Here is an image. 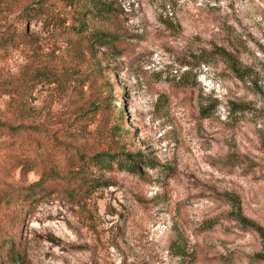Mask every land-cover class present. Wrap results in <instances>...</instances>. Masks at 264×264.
<instances>
[{"label": "rangeland", "instance_id": "obj_1", "mask_svg": "<svg viewBox=\"0 0 264 264\" xmlns=\"http://www.w3.org/2000/svg\"><path fill=\"white\" fill-rule=\"evenodd\" d=\"M105 1L80 35L61 0H0V82L38 67L54 79L0 94V120L34 127L0 133V186L40 177L20 160L58 175L34 202L0 207L23 254L9 261L4 243L0 264H264L247 225L264 230V0ZM91 33L114 38L92 42L94 58L76 47ZM96 98L107 107L82 115ZM115 125L139 171L90 167L104 183L70 193L72 148L104 147Z\"/></svg>", "mask_w": 264, "mask_h": 264}, {"label": "trees", "instance_id": "obj_2", "mask_svg": "<svg viewBox=\"0 0 264 264\" xmlns=\"http://www.w3.org/2000/svg\"><path fill=\"white\" fill-rule=\"evenodd\" d=\"M61 1L67 7H73L74 13L79 15V20H81V24L76 29V32L80 35L85 34V32H83L85 24L82 21V18L86 17L89 13H93V11L101 15L106 14L110 11V5L106 3L105 0ZM89 4L90 8H88ZM30 10L39 12L40 14L50 13L49 11H46L44 6L42 5L37 6L36 8H32ZM113 39V36L108 34L91 33V38L87 39L86 44H81L80 42H78V45L76 46L77 52L81 55L90 52L91 58H94L91 43L95 41L99 44L112 45ZM224 55L225 57H227L226 54ZM229 62L230 61L228 60V63ZM93 63H95V60H93ZM97 68L99 67H95V69ZM232 69L235 71L236 75L239 76V74H237L239 73V70L234 66V64H232ZM26 73L27 77L26 79H23V81L19 80V82L17 80H13L9 82H0V94L18 95L20 97H23V95H25L28 90L33 88L34 83L38 84L39 82H54V79H51V72L45 70L43 67L28 70V72ZM98 75H100L99 72H95L93 73V75H91L90 80L92 79V83H94V80L98 77ZM103 83L104 82H101L100 85H102ZM96 99L97 100L93 102L94 107L91 108L89 106L88 108L83 109L81 111L82 115L87 116V113H91V117H95L96 112H94V110L92 109L97 108H100L101 114V110H104L107 106H103L102 100H99V98ZM119 118H123L121 113H119ZM26 131H34V127L23 125L14 126L6 121L0 120V133L2 134L14 136ZM117 133H119V126H112L110 132L106 134L108 137L107 143L104 145V147L103 143L100 142L96 146L94 144H91L87 146H75L72 148L71 159L67 163H65L61 169V171H63V173L65 174V177L67 176V182H69L67 190L70 191V193L73 194L75 191L80 190L83 187L92 188L95 184L104 183L92 173H89L88 169L90 167H111L113 163L116 164L117 167L126 169L130 172L139 171L140 154L128 151L124 152L123 150H121L119 146V135L116 136ZM34 165V163L27 162L25 160H20L19 162H17L16 167H20L21 172L39 170L40 177L36 181H33L28 184H22L19 181L3 183V186H0V207L7 206L11 203L24 204L28 201L34 202L36 199V195H38V193H40L43 188H45V184H47L50 180H53L54 178L58 177L56 172H52L54 170L56 171V169L53 170V166H50L48 167V169H46L44 165H41V167L38 169ZM242 222L247 223L244 220H242ZM247 225L254 229L264 240V230L260 226L253 223H249ZM4 243L9 245L10 247L6 248V253L9 258V261L13 263H17L18 261L20 262L23 259V254L20 253L17 248H11L15 243L12 237L4 235L0 230V247H4Z\"/></svg>", "mask_w": 264, "mask_h": 264}]
</instances>
